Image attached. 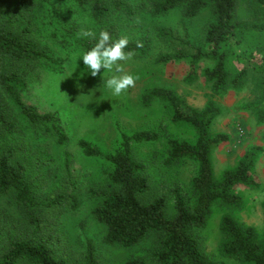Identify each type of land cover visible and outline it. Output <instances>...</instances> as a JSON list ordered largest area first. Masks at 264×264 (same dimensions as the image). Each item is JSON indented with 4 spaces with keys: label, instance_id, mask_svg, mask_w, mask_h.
Listing matches in <instances>:
<instances>
[{
    "label": "rangeland",
    "instance_id": "374dc122",
    "mask_svg": "<svg viewBox=\"0 0 264 264\" xmlns=\"http://www.w3.org/2000/svg\"><path fill=\"white\" fill-rule=\"evenodd\" d=\"M16 1L0 2V20L13 14ZM125 1L135 11L132 16L113 10L102 20L94 17L91 6L81 7L73 0H36L35 4L24 7L21 23L31 24L33 38L48 50L52 61L44 60L25 73L27 87L21 92L22 98L40 113L56 114L67 140L60 143L51 125L29 124L12 98L0 88V101L16 122L15 132L3 135V147L12 144L17 147L18 159L28 165L27 176L39 198L66 196L62 204L35 208L45 217L43 235L51 238L60 255L75 264H85L88 243L92 242L99 264H123L132 257H142L146 264H159L154 251L160 236L155 231L129 248L104 241L107 228L93 214L101 198L92 193L110 187L111 163L104 154L119 147L123 131H156L157 140L133 142L131 148L135 159L146 164L145 174L151 190L144 198L150 200L165 194L167 211L172 215L174 187H179L192 202L195 199L191 181L198 164L188 158L171 164L169 140L195 142L197 131L190 124L173 121L172 108L166 101L153 97L147 103L144 95L155 87L170 88L189 112L201 111L213 100L221 106L222 113L217 115L211 132L224 137L212 151L215 176L220 178L227 168L235 167L247 151L256 150L258 158L252 173L258 185H237L233 191L241 197L242 204L237 208L215 204L207 225L198 231V236L214 260L223 264H244L220 253L223 240L220 227L222 216L228 213L235 220L255 227L259 238H264V75L252 70L240 89L215 94L202 75L203 68L212 66L213 61L204 58L198 64V78L187 82L188 59L160 62L158 58L176 51H191L180 38L207 47L205 32L215 20L212 6L207 5L197 15L187 17L184 5L159 13L154 5L161 0ZM235 20L262 27L241 35L235 49L251 57L252 62L264 65V6L257 0H237ZM108 28L113 29L116 39L127 35L129 44L141 41L146 46V54L136 53L133 60L121 62L126 72L139 79L134 88L119 97L104 83L119 73L102 68L94 77L80 58L86 51L84 42L98 40L99 32ZM88 30L95 32L96 38L82 35ZM163 30L170 34H164ZM241 65L232 58L233 72ZM80 139L90 141L102 154L86 155L79 145ZM29 224L26 211L12 195L0 196V247L5 243L1 239L31 232Z\"/></svg>",
    "mask_w": 264,
    "mask_h": 264
},
{
    "label": "trees",
    "instance_id": "16d2710c",
    "mask_svg": "<svg viewBox=\"0 0 264 264\" xmlns=\"http://www.w3.org/2000/svg\"><path fill=\"white\" fill-rule=\"evenodd\" d=\"M10 1V0H0ZM36 0H17L13 14L0 20V88L14 101L20 113L29 124L36 127L51 125L58 141L67 140V134L60 126L59 117L54 113H40L34 106L26 103L21 92L26 89L25 73L45 61H52L48 50L32 36L31 24H22L24 7L35 4ZM81 7L91 6L98 20L108 17L113 10L123 11L132 16L134 10L125 0H73ZM264 6V0H257ZM179 5L185 6L187 17L197 15L205 6L211 5L215 20L205 32L207 47L194 44L187 38L180 42L191 47V51H176L161 55L160 62L188 59L190 70L185 80L195 81L198 64L204 58L213 61L212 66L203 68L202 75L210 83L213 93L223 95L230 89H240L252 70L262 72L264 65L250 60L251 57L236 52L235 45L244 33L260 30V25L236 21L237 0H161L154 7L159 13ZM20 22V23H19ZM17 25H16V24ZM116 40L112 28H108ZM164 34H170L163 30ZM98 42L86 41L87 50ZM140 48L129 44L126 51L135 50L139 55L146 54V46ZM241 62V67L233 72L230 67L232 58ZM23 68V69H21ZM153 97L160 98L172 108L173 121L184 122L197 131L195 142L177 139L169 140V159H193L198 164L196 175L192 178L191 188L196 196L188 199L179 187L172 189L174 213L168 214V198L159 194L150 200L144 196L151 190L149 178L145 174L146 164L135 159L131 143L152 142L158 139L154 130L123 131L119 147L112 153L104 154L111 163L110 187L106 190H93L101 202L94 207L95 218L107 228L104 241L132 247L141 242L149 233L155 231L160 236L154 256L159 264H223L211 258L199 241L198 231L203 229L211 217L213 206L221 204L237 208L242 204L241 197L233 189L241 184L254 187L258 183L252 170L258 158L256 150L247 151L235 167L227 168L220 178L215 176L212 159L213 149L223 140V135H213L211 127L222 113L221 106L209 100L201 111L189 112L183 108L182 99L170 88L155 87L144 95L145 102ZM261 121V120H260ZM16 122L6 105L0 101V196L12 195L18 205L26 211L31 232L11 235L4 239L0 247V264H75L60 255L51 238L43 235L46 222L42 213L36 212L40 206L62 204L66 196L58 194L49 198H39L27 176L28 165L18 159L15 145L3 147L4 134H12ZM79 145L89 156L101 155V151L90 141L80 139ZM76 202L75 196L71 195ZM264 210V202L262 204ZM223 240L220 253L244 264H264V238L260 239L255 227L245 225L231 215L221 218ZM85 264H99L92 242L88 243ZM123 264H146L142 257H132Z\"/></svg>",
    "mask_w": 264,
    "mask_h": 264
},
{
    "label": "clouds",
    "instance_id": "9594fccd",
    "mask_svg": "<svg viewBox=\"0 0 264 264\" xmlns=\"http://www.w3.org/2000/svg\"><path fill=\"white\" fill-rule=\"evenodd\" d=\"M84 36L96 38L95 32L88 30L82 33ZM130 43V37L127 35L113 40L109 31L101 30L99 32L98 42L91 49L82 53L81 57L84 65L90 70L92 76L100 74L101 69L115 71L119 75H113L104 81L106 87L112 91V94L119 97L121 94L134 88L137 75L126 72L121 62L133 60L136 55L135 50L126 51ZM141 41L136 42V47L140 48Z\"/></svg>",
    "mask_w": 264,
    "mask_h": 264
}]
</instances>
